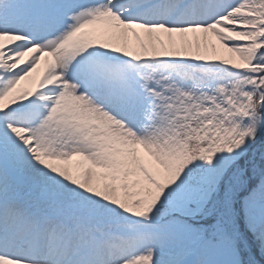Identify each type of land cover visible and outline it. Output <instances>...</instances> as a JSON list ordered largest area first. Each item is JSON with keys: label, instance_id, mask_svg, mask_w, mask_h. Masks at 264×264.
Segmentation results:
<instances>
[{"label": "snow or ice", "instance_id": "1", "mask_svg": "<svg viewBox=\"0 0 264 264\" xmlns=\"http://www.w3.org/2000/svg\"><path fill=\"white\" fill-rule=\"evenodd\" d=\"M0 264H264V0H0Z\"/></svg>", "mask_w": 264, "mask_h": 264}]
</instances>
